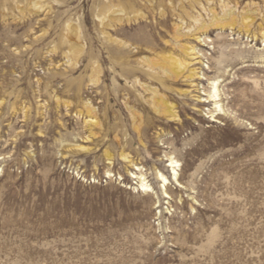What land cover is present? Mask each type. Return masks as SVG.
I'll return each mask as SVG.
<instances>
[{
	"label": "rangeland",
	"instance_id": "374dc122",
	"mask_svg": "<svg viewBox=\"0 0 264 264\" xmlns=\"http://www.w3.org/2000/svg\"><path fill=\"white\" fill-rule=\"evenodd\" d=\"M39 1L0 0V264H264V0H222L237 16L255 10L250 32L179 40L202 55L196 87L161 89L180 121L158 117L135 80L157 85L146 57H183L174 29L197 26L183 7L209 22L219 1L201 0L205 11L195 0ZM109 6L128 12L110 32L125 47L100 32ZM73 29L83 48L71 54ZM212 80L223 111L206 99Z\"/></svg>",
	"mask_w": 264,
	"mask_h": 264
},
{
	"label": "bare ground",
	"instance_id": "6f19581e",
	"mask_svg": "<svg viewBox=\"0 0 264 264\" xmlns=\"http://www.w3.org/2000/svg\"><path fill=\"white\" fill-rule=\"evenodd\" d=\"M200 1L201 0H195L196 4L199 7H201V9L204 10L205 8H203V6L205 4L203 5ZM211 1L212 0H205V2H207V3H210ZM216 1H219V4L221 5L224 13L222 15H219L215 11L214 7H208V9H205V10L208 11L209 15H211L209 22H205V20L204 21L201 20V22H199L200 16L195 17V15H191V13H189V10L187 11V9L186 8L184 9V7L182 8V10H180L185 15L192 18L193 23L195 25H197L193 31L192 30L191 31L186 30L187 29L186 28L185 32H183L182 25H178L176 27V29H174L175 30V35L173 36L174 42L171 43V45H172V47H173V45H175L179 49L180 53L182 54L181 56H183V57H178V56L174 55L173 53H170V52L167 53L166 52V53H162L160 55L158 54V57H156V58L146 57L144 59V62H143L144 70L143 71H145L146 75L149 77V80L152 83H156L157 85H154L151 83H145V82H142L138 79H136L135 82L138 83L144 89L145 92L149 93L150 105L153 108L154 112L157 114V116L160 118H163V119L165 118L167 121H180L181 120L180 115H179V111L177 110V107L174 105V103L169 101V99H168L169 97H167L165 94H163L161 92V89L164 90V88H165V83L168 81L178 82V81H180V79L183 78V79H186L187 81H189V87L192 88V87L197 86L194 83V81L196 79L200 78L198 76L199 72H197V68L195 67L196 65H199L200 63H202V60H201L202 55H201L200 51L197 50V48L194 45H189V44H187L186 41H185L186 43H184L183 41H182L183 43H181L179 40L181 38L193 36V40L197 43H200L199 39L201 38V36L205 35L207 30H209L208 28H211V27H218L220 29L228 27V28H231L232 30L238 27L239 30H244L245 32H250V30L253 26V23L257 19V14L255 13V10H252V9L246 10L245 12H243L241 14V16H239V15L237 16L235 14L234 9L231 7H228V9H227L226 5H224L222 3L223 2L222 0H216ZM39 3H40L39 0H32L33 8L37 9L39 7L38 6ZM189 5H191V4H189ZM212 5L213 4H211L210 6H212ZM111 6H109V8L107 7L108 9L103 11L102 14L100 15V18H99V25L101 28L100 32L103 35V38L106 39L110 45L116 44V45H120L121 47H125L127 45V43L122 41V40H119L118 38L113 37L112 33L120 34L122 32L123 28L121 26V23L124 20L123 13L127 14L128 12H125L124 9H122V10L118 9V8L112 9ZM191 6H192V10H193L194 9L193 4ZM107 11H110V12L107 14ZM126 11H128V10H126ZM182 12H179V13H182ZM193 12H194V10H193ZM133 17H134L133 18L134 21H136L138 19L137 15L133 16ZM179 17L181 18L180 15H179ZM140 19H142V17L139 18V20ZM182 20L183 19H181V21ZM125 22H129V18H127ZM104 27H109V28L111 27V29H109L110 31L107 32ZM259 27H260V31H262V28H264L261 24L259 25ZM72 32L73 33L71 35L74 37L75 42L73 43V45L69 49V53H71V54L73 52L80 53L82 51L83 47L77 42L78 32L76 29H73ZM110 32H112V33H110ZM261 35H264V33L261 32ZM185 39H187V38H185ZM101 72H102V67H101V64L98 62L97 65L95 66V70H94V74L96 77V79L94 78L95 81H97V82L99 81V76H100ZM94 79L92 80L93 82H94ZM211 84H212V88H211L212 91H210L208 93L206 99H209V101H212L215 105V108L218 111H223L222 105L219 103L220 101H218L219 89H218L217 81L212 80ZM195 89L196 88L191 89V90L190 89L179 90V94L180 95L191 94L193 91H195ZM195 100H197V102H199V103H202V102L205 103L207 101L205 99L202 100L201 96H198L197 98H195ZM85 107H86V111H87L88 116L92 117V118H89L88 122L96 123V121L94 120V117L96 115L94 113L95 110L92 108V106L88 102L85 103ZM195 110H199V109L197 107H195ZM210 112L212 113L211 117H215L213 114L214 111H210ZM127 157L128 156H123V160H125L126 162L129 161ZM168 162H169V164L167 166L170 167L171 177L173 178V180L178 181V175H179L178 169H177L178 161L175 160L173 157H169ZM133 169H134V171L131 172V175H132L133 179H138V181H139L138 182L139 183L138 189L141 191L150 193L152 191V188H151V185L145 181L146 177L141 173L139 168L136 167ZM156 178H157V180H159V182H161V185L159 188L161 190V194H163L165 196V198H171V195L168 193V189H167V185H168L167 177L162 172L157 171Z\"/></svg>",
	"mask_w": 264,
	"mask_h": 264
}]
</instances>
